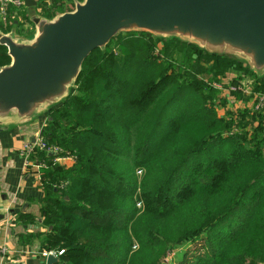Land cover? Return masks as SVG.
Segmentation results:
<instances>
[{
	"label": "trees",
	"instance_id": "trees-1",
	"mask_svg": "<svg viewBox=\"0 0 264 264\" xmlns=\"http://www.w3.org/2000/svg\"><path fill=\"white\" fill-rule=\"evenodd\" d=\"M36 1L46 18L71 11ZM21 8L7 22H29L14 19ZM0 31L11 30L0 23ZM151 36L124 31L94 50L49 109L41 135L76 161L61 168L38 152L47 162L43 230L18 240L61 253L54 264H166L190 240L199 247L177 264H264V133L242 115L220 116L217 90L200 77L209 67L189 55L193 69L167 70ZM10 61L0 44V68ZM246 115L263 130L262 111Z\"/></svg>",
	"mask_w": 264,
	"mask_h": 264
},
{
	"label": "water",
	"instance_id": "water-1",
	"mask_svg": "<svg viewBox=\"0 0 264 264\" xmlns=\"http://www.w3.org/2000/svg\"><path fill=\"white\" fill-rule=\"evenodd\" d=\"M32 22L31 39L0 31L11 57L0 68V126L31 119L66 97L87 57L124 31L181 37L211 52L237 54L264 73V0H82L74 10ZM58 260L50 253L46 264Z\"/></svg>",
	"mask_w": 264,
	"mask_h": 264
},
{
	"label": "crops",
	"instance_id": "crops-1",
	"mask_svg": "<svg viewBox=\"0 0 264 264\" xmlns=\"http://www.w3.org/2000/svg\"><path fill=\"white\" fill-rule=\"evenodd\" d=\"M26 7L21 9H29ZM250 74L244 73L241 78L235 79L237 82L235 87L238 89L235 94L244 95L246 98L251 97L249 105L246 107L248 108L247 111L254 113L258 93L251 90V85L258 84L264 73H255L254 75L250 72ZM226 91L223 95L224 98L233 106L234 104L239 105L234 110L237 111L241 106L240 102L230 93L229 89ZM248 93L253 94L254 98L247 96ZM37 116L36 114L25 121L11 119L0 126V213L4 215V218L0 220V245L12 250L7 256H0V264H46L44 252H40L37 242L23 244L18 240L20 233L43 230L39 222V199L44 195V189L42 182L37 177L38 169L35 165L42 164L43 167H47V162L38 155L40 150H36L30 155L31 163L29 166L25 165L26 162L22 155L25 143L34 142L45 123L46 117ZM53 156L52 164L61 168H70L75 163L71 160H57L56 156ZM43 169H41L42 173ZM21 214L34 215L38 222L31 224L25 220H18V216Z\"/></svg>",
	"mask_w": 264,
	"mask_h": 264
},
{
	"label": "rangeland",
	"instance_id": "rangeland-1",
	"mask_svg": "<svg viewBox=\"0 0 264 264\" xmlns=\"http://www.w3.org/2000/svg\"><path fill=\"white\" fill-rule=\"evenodd\" d=\"M60 1H62V5L64 8L68 10H74L75 2L82 1V0H75V1L60 0ZM38 9L39 7L37 6L29 7V9L27 8V10L26 9L23 10L24 12H22L21 15H18V14L16 15L14 19H18L20 21V20H23V15L25 14L26 22L29 21L26 24L22 23V25H26L25 27L15 25L13 21L7 22V19H3L1 17H0V23L4 24L6 28L8 26V30H11L8 33L15 32L18 35H24L22 36L23 38L31 39L32 34L33 33L35 34L36 32V26L32 22V18L34 16H42V15H38L39 14ZM18 24H21V23H18ZM6 30L7 29H5V31ZM16 34L14 35L18 37V35ZM150 41L152 44H154L156 56L159 57V59H161L165 63V67L167 70L183 71V68L190 67V61H189L190 56L189 55L195 57L196 59L201 60L200 61L201 63L209 67V73L205 75V77L201 75L200 77L205 79V82L207 85H210L213 89L217 90L218 98L216 99L215 105L217 107L219 115L226 116V117H231L230 115H233V117H235V114H237L238 116L242 115V117L244 118V122L251 121L252 124L258 127L256 129H259L260 132L264 133V126H263V130L261 129L262 127L260 128L258 126L260 121L258 119H251L250 117H248L249 115H246V112L248 109L246 106L249 105V100L251 99V97L246 98L244 97V95L239 96L235 94L237 93L235 90L230 91V93H232V95L241 104L240 108L237 109V111H234L236 110L235 108L239 107V105L236 106L234 104L233 106L229 104L223 96L227 89H230L231 87L237 84V82L235 81L236 78H241L246 72L247 68L251 69L250 65L245 59L241 58L237 54H232V53H227V52H217L219 53V55L214 54L213 52L207 50L204 47H201L200 45L194 42H191L187 39L177 37V36H160V35L153 34V36L150 37ZM190 68L193 69L192 66ZM251 70L252 72L256 73L253 69ZM252 80H254L253 77H252ZM193 85L196 89H199L200 87L195 82L193 83ZM251 90L254 91V93L255 92L258 93L257 97L261 93L264 94V76L258 82V84L253 85V86L251 85ZM226 93L229 94L227 91ZM246 95L252 96L254 98L253 94L248 93ZM58 103L59 102L47 105L45 108H43L37 113L38 115L37 117L44 116L47 118V113L49 109L52 108L53 106H56ZM176 109H177V106L176 104H174L172 109L170 110V113L174 112ZM258 115L259 114H257L256 117H259ZM262 124L264 123L262 122ZM138 174L141 175V172H138ZM199 244L200 243L197 244L194 240H190V241L185 242L183 245L176 247L173 251H171L168 254V256L165 259V263L166 264H177L181 260V257L184 251H186L187 249L193 246L198 248Z\"/></svg>",
	"mask_w": 264,
	"mask_h": 264
},
{
	"label": "built area",
	"instance_id": "built-area-1",
	"mask_svg": "<svg viewBox=\"0 0 264 264\" xmlns=\"http://www.w3.org/2000/svg\"><path fill=\"white\" fill-rule=\"evenodd\" d=\"M25 6L24 0H0V17L3 19H7L9 17V13L12 9H18ZM230 91H237V87L233 86L229 89ZM255 110L262 111L264 114V94H259L257 97V101L255 104ZM36 150L44 151L46 154L55 155L57 160H71L73 162L76 161L75 155L69 153V151L64 150L61 147L56 145H47L44 140V137L39 133L34 142H26L24 148L22 149V155L25 159V165L29 166L30 155L34 153ZM38 169L37 177L40 182L43 181V173L41 169L43 168L42 164L35 165ZM12 252L6 246L0 245V256H7ZM54 253L56 256H59L61 253H56L55 251L44 252L43 255L47 258L48 254Z\"/></svg>",
	"mask_w": 264,
	"mask_h": 264
}]
</instances>
